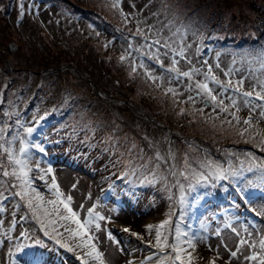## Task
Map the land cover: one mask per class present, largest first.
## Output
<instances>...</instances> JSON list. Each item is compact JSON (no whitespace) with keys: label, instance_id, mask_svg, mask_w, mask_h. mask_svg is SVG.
Masks as SVG:
<instances>
[{"label":"rangeland","instance_id":"1","mask_svg":"<svg viewBox=\"0 0 264 264\" xmlns=\"http://www.w3.org/2000/svg\"><path fill=\"white\" fill-rule=\"evenodd\" d=\"M159 1L164 2L166 10L156 8L158 0H0V127L8 129L6 139L18 132L28 141L30 137L16 121L19 119L25 127H33L35 131L44 123L43 138L36 139L38 141L33 144L46 145L47 149L38 154L45 157L43 161L46 158L51 161L49 166L38 163L37 167L38 160L34 157L37 155L31 152L29 178L35 173V177H42L30 180L32 188L43 197L42 201H37L35 193L29 191L34 207L40 205L35 215L27 207L26 200L14 195L20 189L12 188L9 182L18 181L0 174V193H3L0 208L4 209L0 213L3 243L0 264H9L10 253L15 252L20 257L19 264H27L23 254L37 252L45 258L42 264H82V261L98 264L93 257L85 256L91 251V245H95L104 264H161V258H165L163 264H173L175 253L171 248L166 247L161 252L155 247L156 228L165 220L169 224L161 232L168 237L169 243L179 239L180 246L187 248L184 241L188 236L193 238L196 251L191 264H210L213 260L215 264H259L264 254L259 243L264 240V215L259 214L264 211V187H261L264 173L259 167L264 163V149L260 146L264 119L259 117V112L264 104L256 99V93L260 91L259 84L264 82V51L261 48L264 25H259L261 15L252 4L264 6V0ZM21 4L23 17L19 15ZM163 21H167V31L160 25ZM93 25L102 26L116 39L104 37L102 31L98 35ZM138 28L150 40L161 38L163 42L168 39L173 47L191 45L185 48L191 63L175 57L179 60L177 67L181 72L192 68L200 72L193 73L191 80L168 72L170 52L168 56H160L163 68L154 59L149 60L150 51L153 56L157 50L165 51L159 46L152 50L142 48L144 55L136 52V48L145 43ZM233 29L238 33L236 42L242 39L246 44L240 50L234 44L235 39L226 36V32ZM213 40L227 45L220 49L213 47L214 51H202ZM83 41L82 50L93 51L88 61L95 68L76 62V66L86 70L84 73L70 66L63 74H51V69L47 68L56 63V55L79 53ZM74 43L77 49L70 51ZM10 45L14 47L13 52H9ZM198 47L201 49L199 55L196 53ZM126 52L129 55L121 62L119 57ZM141 59L152 76L164 78L149 79L145 69L140 67H137L139 72L133 73V60L138 65ZM217 63L219 68L215 67ZM209 66L224 88L205 79ZM229 69L231 74L225 76ZM86 75L98 82L103 99L98 96L97 88L91 86V91L79 80L83 76L85 80ZM241 79L244 84L237 93L234 89ZM200 82L208 83L217 96L216 104L196 88ZM168 88L174 89L176 94L167 92ZM245 91L252 92V96L244 97ZM93 92L101 103H93L92 99L97 101ZM189 96L193 99L189 100ZM120 99L129 100L126 104L137 114L131 113ZM232 99L236 101L235 107L231 106ZM221 100L223 104L219 103ZM245 100L249 104L245 105ZM176 102L179 110L191 114L189 122L184 124L177 118L173 108ZM253 105L256 107L251 112L252 123L246 126L243 120L249 119ZM135 107L154 116L153 121L161 119L162 112L169 113L172 117L167 120L175 132L180 128L181 134L177 132L178 136H173L164 129L166 133L162 137L159 131L155 132L152 121L140 116ZM225 107L228 110L221 111ZM45 113H48L46 118L36 125L34 116L39 118ZM233 114L239 118V123L233 119ZM178 122L182 127H176ZM160 125L157 123L156 127L163 129ZM188 135L190 139L186 138ZM170 143L173 161L168 159ZM13 147H18V141ZM157 152L167 163L155 160ZM243 152L250 153L251 157ZM150 157L153 158L151 162ZM186 158L198 171H207L198 167L203 162L233 171L244 170L242 182L221 180L214 187L211 184L197 187L181 205L180 192L174 186L176 178L169 174V168L174 165L177 171L182 170ZM0 159L7 163L6 158ZM145 163L146 168L140 167ZM157 163L159 168H156ZM250 166L253 167L251 173L246 171ZM133 169L138 170L133 172ZM8 171L11 172V168ZM153 173L155 183L149 184L145 177L151 180ZM53 179L56 188L52 187ZM179 180L187 186L188 181L183 177ZM127 182L136 184L138 189L120 186ZM236 184L244 189L243 193ZM57 188L62 193L60 197L56 196ZM68 196L72 197L69 207L78 212V219L91 221L85 228L87 235H73L78 231L77 225L71 219H63L69 214L60 200L67 202ZM242 196H246L247 201L251 197L259 198L249 203ZM9 198L13 199L5 208L3 204ZM89 208L93 209L92 216L87 212ZM244 212H249L246 213L248 217L251 214L256 217V230L240 227L236 229L238 235H229L230 224L236 220L242 223ZM20 213L26 220L19 217ZM201 213L208 214L202 221L199 219ZM96 214L105 219L96 220ZM11 222H23V225L19 224L14 231L9 229ZM248 222V218L243 221ZM96 224L100 225L99 229ZM177 227L187 235L177 237ZM124 228L129 231H123ZM20 229L27 234L24 241L15 240ZM242 239L247 243L240 244ZM85 241L89 247L78 246ZM18 244L28 247L18 251ZM62 244L66 247H61ZM52 246L61 249L63 261L51 251ZM233 251H237L236 257L231 255ZM253 254L256 260L244 258ZM183 258L187 262V254ZM175 264L180 262L175 261Z\"/></svg>","mask_w":264,"mask_h":264},{"label":"snow or ice","instance_id":"2","mask_svg":"<svg viewBox=\"0 0 264 264\" xmlns=\"http://www.w3.org/2000/svg\"><path fill=\"white\" fill-rule=\"evenodd\" d=\"M114 7L116 6V4L113 5ZM20 17H23L24 15V6L23 4L20 5V13H19ZM17 23H19V20L17 21ZM138 32L141 33V35L144 36L145 39V43L140 45V47L136 48V52L141 53V49L144 47H147L148 49L152 50L154 49L156 46H159V48H163L165 49V51L163 53L159 52L158 50L156 51L155 56H153L152 52L150 51L147 55H148V59L149 60H153L155 61V63L159 64L162 68L164 67L163 63L160 60V56L164 55V56H168L169 52L171 53V58H170V67L167 68L168 72H175L176 75L179 76H183V77H187L189 80L192 79V74L193 73H199L200 69L198 68H192L190 71H183L181 72L179 70V68L177 67V65L179 64V60L175 59V57H179L180 60H185L188 63H191V60L188 56H186L185 54V48L186 47H191V45H187V46H178V47H173L172 44H170L168 42V39H162L158 38V39H154V40H150L149 37L144 34L142 32V30H140L139 28L137 29ZM152 29L151 27L149 28V32H151ZM131 47V45H130ZM201 52V49L198 47L196 49V53L197 55H199V53ZM129 55V53H124L122 54L119 59L121 62L125 61V59L127 58V56ZM141 55H144L143 53H141ZM205 63L207 64V61H205ZM137 67L140 68H144L145 69V75L152 80H156V79H163L164 77H154L151 74V70L144 64L143 60H140V63L137 65L136 61L133 60L132 62V66H131V71L133 73L136 72ZM216 68H219L220 65L217 63ZM231 69H229L228 71H225V76H228L231 74ZM213 70L212 67L209 66L208 67V72L205 74V79L208 80L210 79L211 82L216 83L218 85H220L221 88H224V85L220 83V81L217 79V77L215 75L212 74ZM231 83V82H229ZM244 84V80L241 79L239 81H237V87L234 89L235 92L239 93L240 92V87ZM260 87V91L256 93V99L258 100H264V82H261L259 84ZM196 88L199 89L202 93L205 94L206 99H209L212 101L213 104L217 103V96L213 94V91L209 88L208 83L205 82H200L196 85ZM167 92H171L173 93V95H175V90L172 88H168ZM242 95L244 97H251L252 96V92L249 91H245L242 93ZM189 100H192L193 97L189 96L188 97ZM220 104H223V100L219 101ZM245 105L249 104L248 100H245ZM231 106H236V101L234 99L231 100ZM256 106L253 105L252 108L250 109V117L249 119H244L243 123L245 125H249L251 126V112L254 110ZM262 108V110L259 112V117L261 119H264V105L260 106ZM227 107L222 108L221 111H227ZM237 110H239V108H237ZM201 111H203V109H201ZM7 115V113H6ZM18 115V114H17ZM48 115V113H45L44 116H40L39 118H36L34 116V122L36 125L40 124V121L44 120L46 118V116ZM233 119L237 121V123H239V118L237 116H235V114H233ZM230 123V122H229ZM16 124L18 125V127L23 128L24 129V133H26V135L28 137H31L33 132L35 131V129L33 127H25L23 122L20 121L19 119L16 121ZM8 132V129L6 127H0V157L6 158L7 163H3V160L0 159V174H2V176L4 177H13L15 179V181H18V183H11V187L12 188H19V191H16L14 193L15 196L20 197L21 200H26L27 203V207L29 209L32 210L33 215H35V213L39 210L40 205L36 204L35 207L33 205V197L29 195V191H31L32 193H35V200L37 201H42L43 197L40 195L39 192H36V190L34 188L31 187V181L29 179V172L32 171V169L29 167V164L31 163V156L29 153V149L30 148H36L38 149L40 152L44 151V148L41 147L39 144H32L30 141H27L26 139L22 138L21 135L18 132H13L11 133V135L6 139L5 134ZM18 141V147L14 148L13 144L16 143ZM260 146L262 147V149H264V135H261V139H260ZM133 147H135V145H133ZM142 151V150H141ZM246 156L251 157L250 153H245ZM155 160L156 161H161V162H165L167 163V161L165 160V157H162L158 152L155 154ZM153 158H149V162H151ZM168 159H172L174 160L175 157L174 155L170 152L168 154ZM37 167H39V164L37 162ZM140 167H147V163H145L144 165H141ZM160 164L157 163L156 164V168H159ZM200 169H207V171H203V170H197V168H193L191 166V164L189 163V161L187 160V158L185 159V164H184V168L182 170L177 171V169L175 168V166H171L169 168V174L171 176H173L174 178H176V184L174 185L175 187L178 188L179 192H180V197H179V203L181 205H184L188 195L192 192H194L196 190L197 187H205L208 186L209 184H211V186H215L216 183H218L221 180H228L229 182H235V181H241L242 182V172L244 170H240V171H233L231 169H226L223 168L220 165H216L215 167H213V165L211 163H207V162H203L198 166ZM259 167L262 170V173H264V163H262L261 165H259ZM8 168H11V172L8 171ZM138 169H133V172L137 171ZM50 171V169H49ZM247 172L251 173L253 172V167L250 166L247 170ZM128 173H125V176H127ZM183 177L184 180L188 181L187 186H185L184 183H181L179 178ZM38 178H42V177H38ZM161 179H163V177H161ZM155 175L153 173V179L149 180L147 177H145V181L149 184L155 183ZM145 181H142L145 182ZM249 183H251V181H249ZM52 187L56 188V183L55 180L53 179L52 181ZM165 187L167 188V185H165ZM236 187L239 189V191L241 193L244 192L243 188H240L239 184H236ZM261 187H264V174L261 175ZM56 196L60 197L62 196V193H60L59 189H56ZM0 198H3V193H0ZM170 199L172 198L171 196L169 197ZM242 199H245L247 201V197L246 196H242ZM72 197L68 196L67 197V202H65L64 200H60V203L64 205V209L65 211L68 212V217H64L63 219H71L76 225H77V232H73V235H87V233L85 232V228L91 223L90 220L85 219L83 220V222H81L78 219V212H75L72 210L71 207H69V203L71 202ZM249 203H251L250 201H247ZM49 203H53L52 201H49ZM253 211H255V209H252ZM0 211H3L2 208H0ZM89 216H92L93 214V209L89 208L87 210ZM260 215H264V211H261L259 213ZM37 219H39V217H37ZM95 219L96 220H103L105 219V217L100 216L99 214L95 215ZM51 223V222H50ZM169 221L165 220L162 222V224L158 225L156 228V234H155V239H156V244L155 247L159 248L161 250V252H163V250L167 247V248H171L172 252L175 253V256L172 257L173 260V264H175V261H179L180 264H191L192 259H193V253L196 251V244L193 241V238L191 236H188V238L184 241V243L187 244V248H183L180 246L181 241H179V239H177V241L175 243H169L168 241V237L167 236H162V232L161 229L164 228L165 225H168ZM97 229L100 228L99 224H96L95 226ZM123 231L128 232L129 229L124 228ZM177 232V237L180 236H184L187 235L186 233H182L179 229V227H177L176 229ZM45 234L48 235V232L45 231ZM133 235H136V233H132ZM26 233H21V236H26ZM89 240L92 239L91 236L88 237ZM37 243H41L40 241H37ZM246 243L245 240H241L240 244H244ZM260 248L262 251H264V240H261L260 242ZM78 246H83V247H89L87 241H85L83 243V245H78ZM17 250L18 251H23L26 247H28L25 244H18L17 246ZM61 247H66L65 245H61ZM91 251L86 252L85 256H91L93 257V259H95L98 264H104V261L101 257V254L99 252L96 251V247L95 245H91ZM67 250L71 251V248H68ZM191 250V251H189ZM237 251H239V248L237 249ZM237 251H233L231 252V255L233 257L237 256ZM187 254V262L185 261V259L183 258V255ZM11 255V253H10ZM78 259H80V257H77ZM246 260H256L257 257L255 254H253L252 256H245L244 257ZM163 259L165 258H161V264H163ZM15 264V262H14ZM36 264H39V262L37 261ZM82 264H86L85 261H82ZM210 264H215V261H211ZM259 264H264V254H262L260 256L259 259Z\"/></svg>","mask_w":264,"mask_h":264},{"label":"trees","instance_id":"3","mask_svg":"<svg viewBox=\"0 0 264 264\" xmlns=\"http://www.w3.org/2000/svg\"><path fill=\"white\" fill-rule=\"evenodd\" d=\"M253 6H254V10H256L257 12H260L259 14L261 15L260 16V18H261V20H260V22H259V25L261 26V25H264V20H262V18H264V6H261V5H256L255 3H253L252 4ZM160 7L158 10L159 11H162V10H166V8H164V2L163 1H159L158 0V3H157V6H156V8L157 7ZM161 13V12H160ZM260 18H258V19H260ZM161 27H162V29H164L165 31H167L166 29H168L167 27V21H163L161 24ZM93 26H95V28H98L99 29V32H97V30L94 28V30H95V32L98 34V35H100L101 34V31L104 33V37H109V38H111V39H116L111 33H109L107 30H105L102 26H100V25H93ZM168 34H170V33H168ZM219 34V33H218ZM238 33H237V31L235 30V29H233V30H229V31H227L226 32V36L227 37H230L231 39L232 38H234L235 40H234V44H235V46L237 47V49L238 50H240V49H242V48H244L245 46H246V44L244 43V41L241 39L240 41H238V42H236L237 41V39H236V35H237ZM170 36H172V34H170ZM228 39L227 38H225V41H227ZM221 40H216L215 42H214V40H213V42H214V45H213V43H212V47H218V48H221V47H223V45H227L226 43H220L219 44V42H220ZM210 42V41H209ZM83 44H84V41H83V43L81 44V45H79V50H80V52L79 53H74V52H68V53H64L63 54V56L61 55V53H59V54H57L56 55V58H55V60H56V63H53V64H51V66L52 67H49V68H47V69H51V74H56V73H58V74H63L64 72H66L67 71V68H71L70 66H72V67H74L78 72H82V73H84V71H86V70H82V68H80L79 66H76L75 64H77V63H82V64H85V66H87L88 67V65L90 66V67H92V68H95V65L92 63V62H89L88 61V56H92L93 55V51L91 50V49H89L88 51H86V49H83L82 50V47H83ZM261 48H263V51H264V44H262L261 45ZM75 49H77L76 48V43H74V45L72 44V45H70V51H74ZM82 50V51H81ZM262 51V52H263ZM84 54V55H83ZM74 56H76V57H78V58H75ZM68 59V60H67ZM81 59V60H80ZM74 60H76V61H74ZM77 62V63H76ZM127 62V61H126ZM125 62V63H126ZM75 63V64H74ZM67 64H69V66L67 65ZM97 68H99V66H97ZM130 68V67H129ZM88 70H91L90 68H88ZM138 70V69H137ZM136 70V71H137ZM102 74H104V76H106V77H108V78H111V76L109 75V74H107L106 72L104 73V72H102V71H100ZM137 72H139V70L137 71ZM87 74H88V72H87ZM79 80L82 82V83H84V85L86 84L87 86H89V88H91V91H93L92 90V87L91 86H93L94 85V87L93 88H97L98 89V91H99V94H100V98H101V94H102V91H101V89H100V87H99V85H98V82L97 81H95L93 78H91L90 76H88V75H86L85 76V80H84V76L83 77H79ZM93 98H95L97 101H98V103H97V101H95L94 99H92V101H93V103H95V104H99V103H101V101L100 100H98V98H97V96L94 94V92H93ZM102 99V98H101ZM62 100H64V99H61V102H62ZM120 100H123L124 102H123V104L126 106V107H129L130 109H131V105L130 104H126V103H130V101L128 100V101H126L125 99H120ZM65 101V100H64ZM63 101V102H64ZM91 101V102H92ZM178 102V101H177ZM174 103V105H173V108L175 109V111H177V114H178V119L179 120H183V123L185 124L186 122H189L190 121V115L191 114H186L185 112H183V111H181V110H179L178 109V103ZM130 105V106H129ZM100 106H102V105H100ZM136 109H137V112L140 114V116H146V118L148 117V120H150V121H152V123H151V125L153 124L154 126H155V128H154V130H155V132H157V131H159L158 133H160L161 134V136L163 137V136H165V130H168L170 133L172 132V135L173 136H178L177 135V132L179 133V134H181L180 133V128L179 129H177L176 128V130H177V132H175L174 130V128H173V126L169 123V121L167 120L169 117H172V115H169V113H167V112H162V117H161V119H156L157 121H153V120H151L154 116H151L150 114L149 115H147V113L145 114L144 112H142V110H140V109H138L137 107H135ZM157 123H159V124H161L160 126H162L163 127V129H160L159 127H156V125H157ZM145 126H148V124H145ZM178 126H180V127H182L181 125H180V123L178 122V123H176V127H178ZM246 126H248V125H246ZM165 129V130H164ZM182 129V128H181ZM262 135H264V129H263V131H262V133H261ZM166 138V137H165ZM176 138V137H175ZM186 138H191V136H186ZM170 152H171V143H170ZM243 153H246V152H243ZM171 161H173L172 159H171ZM0 181H1V179H0ZM20 210H22V206H20ZM19 216L20 217H22V218H24L25 219V216H23L21 213L19 214Z\"/></svg>","mask_w":264,"mask_h":264},{"label":"water","instance_id":"4","mask_svg":"<svg viewBox=\"0 0 264 264\" xmlns=\"http://www.w3.org/2000/svg\"><path fill=\"white\" fill-rule=\"evenodd\" d=\"M13 50H14L13 45H10V46H9V52H13ZM92 87H94V85H93Z\"/></svg>","mask_w":264,"mask_h":264}]
</instances>
